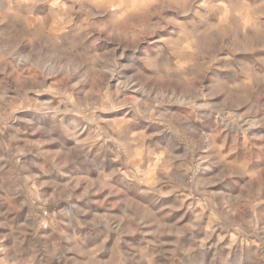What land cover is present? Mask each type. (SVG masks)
I'll list each match as a JSON object with an SVG mask.
<instances>
[{
	"label": "clouds",
	"instance_id": "9594fccd",
	"mask_svg": "<svg viewBox=\"0 0 264 264\" xmlns=\"http://www.w3.org/2000/svg\"><path fill=\"white\" fill-rule=\"evenodd\" d=\"M0 264H264V0H0Z\"/></svg>",
	"mask_w": 264,
	"mask_h": 264
}]
</instances>
